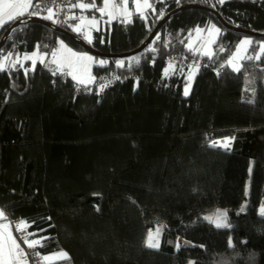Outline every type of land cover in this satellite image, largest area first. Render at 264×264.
Returning a JSON list of instances; mask_svg holds the SVG:
<instances>
[{
  "label": "trees",
  "instance_id": "1",
  "mask_svg": "<svg viewBox=\"0 0 264 264\" xmlns=\"http://www.w3.org/2000/svg\"><path fill=\"white\" fill-rule=\"evenodd\" d=\"M82 1L99 8L103 0ZM149 3L130 22H108L89 43L120 54L138 47L179 5L204 7L172 11L131 55L90 53L107 61L92 66L94 76L113 68L123 75L98 93H75L77 82L66 73L19 61L36 47L48 52L57 39L87 51L66 34L28 21L27 13L0 26L1 38L21 20L0 46V209L8 220L30 223L41 253L66 251L68 259L57 264H264V214L258 212L264 206V55L257 54L264 0ZM211 8L259 34L225 27ZM69 21L56 25L75 33ZM209 24L219 28L211 55L190 50L189 33ZM243 36L250 41L237 71L227 59ZM173 52L204 59L187 96L184 74L162 72ZM133 57L139 63L128 70ZM120 60L124 68L115 66ZM220 136L230 137L227 148L211 146ZM218 206L227 208V227L205 219ZM156 223L164 227L158 249L145 243Z\"/></svg>",
  "mask_w": 264,
  "mask_h": 264
},
{
  "label": "snow or ice",
  "instance_id": "2",
  "mask_svg": "<svg viewBox=\"0 0 264 264\" xmlns=\"http://www.w3.org/2000/svg\"><path fill=\"white\" fill-rule=\"evenodd\" d=\"M221 3H223V0H220ZM4 7L6 9H19V11L17 12H13L11 14L8 15V20H13L15 19V17L17 15H23V13L25 11H27L30 8L36 7L38 8L39 5H33L31 0H27V2H22V3H9V4H5ZM72 8H79L81 10L83 9H96L97 11H99V13L101 14V17L107 15L109 17V21L111 22V19H115L116 15H114L115 13H118L119 15H123L126 17L125 22H130V17L132 15L131 12L128 11V0H123L122 4H110L109 0H103V6L97 8L95 3H90V4H85V3H79V4H72L71 5ZM136 10L139 11L141 5L139 3H136L135 5ZM143 7L145 8H150L151 5L146 3L143 5ZM109 9H112L111 11ZM48 11V16L46 17V19L52 20L55 13L53 12V10L51 8L47 9ZM69 19H77L75 16H71L69 17ZM82 19V18H81ZM7 21L0 19V26H2L4 23H6ZM53 22H55L53 20ZM93 24L96 23L95 18H93L92 21ZM75 31H81V28L79 26L75 27L74 29ZM199 31V29H198ZM217 32H219V29H216ZM157 39H159V37H157ZM249 43V41H243L242 44H247ZM61 47L63 48V44H61ZM188 47L191 50V45H188ZM151 51H155V49H150ZM261 50L262 52H264V46H261ZM70 51V50H69ZM207 55H211L210 53H205ZM36 53H33V56H35ZM52 55L55 57L56 56V52L54 51L52 53ZM72 57L75 58V61H88V62H92L93 58L90 56H86V55H81L78 56L76 53H71ZM33 56H25L24 59L25 60H31L33 66L35 65L36 61L35 59H33ZM8 57H5V60H7ZM251 59V57H250ZM256 59H259V56L256 57ZM72 60L66 61L65 64L61 65V64H57V68L56 70L53 72V74L55 75L56 73H63L64 72V68L67 67L69 69H71V71L67 72V75L72 76V79L75 80L78 84L80 85H89L91 83H94L96 81V78L91 76L90 73L88 74V76L85 77H81L76 75V72L78 70L79 65ZM133 61L135 63H139V58L138 57H133L131 58V60L128 62L127 68L128 70H131L132 68V63ZM18 62V61H17ZM41 63H44L43 58L40 59ZM53 63H57V61H53ZM100 65H105L107 64V61H98L96 62ZM232 62L229 61V64H231ZM116 66L118 68H124L125 67V61L120 60V61H116ZM169 68L173 69V71L175 70V65L173 64H169L168 66ZM198 65L196 66V69L198 70ZM223 67V65H222ZM5 70V65L0 63V71ZM85 71H87V67L85 66L84 68ZM235 70H239L238 68H236ZM27 72V69H26ZM164 75L167 76L168 75V69H165ZM194 73H190L187 77V80L189 81L188 86L185 87V91H184V95L187 96L189 94V88L191 86V80L193 78ZM114 80H120L121 77L120 76H115L113 77ZM112 81H109L107 84L105 83H101L99 85V91H103L105 87H107ZM212 147H216L217 143L214 142L212 145ZM223 147L227 148L228 147V143L224 142L222 144ZM99 210V209H97ZM262 212H264V209H262ZM221 216L223 217V219L226 221L227 219V212H224L221 214ZM205 219L209 220L210 223H215L216 227H227V224H222L219 220H213L210 217H205ZM0 220L5 221L4 223H0V264H28V260L29 257L32 255L35 256H40L39 252H35V253H29L28 251H26L25 248L21 247V244L26 245L27 249H36L38 246H42V242L39 239H28L26 237H30L35 235L34 233L31 232H27V229L31 226L29 222L21 220L18 223L15 224L14 228H15V232L17 233H26V236L23 237H17L15 235H13V226L8 222V218L6 213L3 210H0ZM161 229L157 228L156 229V233L155 236L153 234V232H149L148 233V237H147V241L146 244L148 247L150 248H156L158 249L160 247V241H159V233H160ZM231 243V242H230ZM180 248V243L178 242L176 245V249L177 251H179ZM41 259L43 261H51L53 259H68V254L66 252H59L54 254L53 256H43L41 257Z\"/></svg>",
  "mask_w": 264,
  "mask_h": 264
},
{
  "label": "crops",
  "instance_id": "3",
  "mask_svg": "<svg viewBox=\"0 0 264 264\" xmlns=\"http://www.w3.org/2000/svg\"><path fill=\"white\" fill-rule=\"evenodd\" d=\"M22 2H27V0H0V19H3L5 21H9L8 20V15L13 13V12L19 11V9H6L4 7L5 4H9V3L15 4V3H22ZM31 2H32V0H31ZM145 2L150 4L149 0H128V11L131 12V13L132 12H137L139 14H143L148 9V8L143 7ZM79 3L90 4V3L84 2L82 0H75L73 4H79ZM109 3L110 4H122L123 0H109ZM136 3H139L141 5L139 11L136 10V7H135ZM102 6H103V1H102L101 7ZM86 10L87 9L81 10L79 8H72L71 7L69 10H67L65 12L64 18L68 20L69 17L75 16L77 19H74V20L73 19H69V20H72L71 23L69 21V24L71 25V29L75 33H78L79 35H81V38H83L84 40L90 42L93 39V33L94 32H98L100 30H104V26H105V24L108 23L109 17L107 15L101 17V14H99V15L88 14L86 12ZM109 10L111 11L112 9H109ZM27 11H25L24 13H27ZM114 15H116L115 19H122V20L126 19L125 16L119 15L118 13L114 12ZM17 16H19V15H17ZM93 18H95V21H96L95 24L92 23ZM111 20H114V19H111ZM77 26H79L81 28V31H75L74 30L75 27H77ZM217 29H219V28L217 27ZM217 34H218V32H216V35ZM243 41H250V38L249 37H245L244 38V36H243L239 40V42H238V44H237L235 49H238V47L240 45H242L241 48H242L244 54L246 55V50H247V46H248L249 43L242 44ZM61 44H63V48L61 47ZM191 49L193 51H198V52L203 53L200 50V47H198L197 45H193L191 47ZM54 51L56 52V56L55 57L52 55V53ZM33 53H36V55L33 56ZM71 53H76L78 56H81V55L90 56V57L93 58V61L92 62L75 61V58L72 57ZM259 54H263L264 55V52H262V50L260 49L258 51V55ZM25 56H33V59H35V61H40V59L43 58L44 63H42V65L44 67H46L47 69L51 70V71H55L56 70L58 63L63 65V64H65L66 61H69V60L75 61L79 65L78 70L76 72V75L81 76V77H85V78L88 76L89 73H90L91 76L94 77V74L92 73V66L96 62L102 60V59H98V58L93 57L87 51L76 50V49H74L73 47L69 46L68 44H66L65 42H63L60 39H57L55 46L52 47V49L49 50L48 52L40 51L36 47L32 51H30L28 53H25V54H22V61L25 60L24 59ZM54 60L57 61V63H53ZM30 62H31L30 67H32V65H33L32 61L30 60ZM85 66L87 67V71L84 70ZM192 69L193 68H191V71L188 74L184 73L185 74L184 76L187 77L190 73H194V69L193 70ZM69 71H71V69H69L67 67L64 68V73L67 74V72H69ZM187 82L189 83V81H187ZM187 82H186V85L188 86ZM184 91L185 90L183 89V92ZM8 222L12 225V222H11L10 219L8 220ZM13 235H15L14 229H13ZM30 239H39V240H41V237H39V236L38 237H31ZM21 247L25 248V245L21 244ZM61 251L66 252L64 250L51 251V252L45 253L44 256H53L54 254L59 253ZM64 260H66V259H53L51 261H46V262H47V264H57L58 262L64 261Z\"/></svg>",
  "mask_w": 264,
  "mask_h": 264
},
{
  "label": "built area",
  "instance_id": "4",
  "mask_svg": "<svg viewBox=\"0 0 264 264\" xmlns=\"http://www.w3.org/2000/svg\"><path fill=\"white\" fill-rule=\"evenodd\" d=\"M33 5H39L38 8L33 7L28 9L27 11V16H39L44 19L48 16V11L47 9L51 8L53 12L55 13L54 17L52 20H49L50 22L57 24L64 16L66 10L73 4V0H34L32 2ZM53 20L55 22H53ZM204 59L202 55L200 54H187V53H178V52H173L165 56L163 60V65H162V72L164 75L165 69H168V75L167 76H174V77H179L181 76L188 68H193L196 69V66L198 65L199 67L203 64ZM175 65V70L169 68V64ZM116 66V62H115ZM198 67V68H199ZM222 69L219 68L216 70V72H221ZM120 76L121 79L123 78V75H121L119 72H117L114 68L109 69L108 71L105 72H100L96 76V81L94 83H91L87 86L85 85H80L76 84L74 86V92L75 93H80V92H87V93H98L101 92L99 91V85L101 83L107 84L109 81H112L107 87L104 89L108 88L110 85H112L116 80L113 79L115 76ZM165 76V75H164ZM24 220L22 218H14L11 219L14 233L15 235L19 237L26 236V233H17L15 232V224L18 223L19 221ZM26 221V220H24ZM27 232H30L29 229H27ZM30 239V237H26ZM26 251L29 253H35L39 252L40 256H35L32 255L29 257L28 264H47L46 261H43L41 257L44 256L43 253L40 252L38 247L36 249H27L25 245Z\"/></svg>",
  "mask_w": 264,
  "mask_h": 264
},
{
  "label": "rangeland",
  "instance_id": "5",
  "mask_svg": "<svg viewBox=\"0 0 264 264\" xmlns=\"http://www.w3.org/2000/svg\"><path fill=\"white\" fill-rule=\"evenodd\" d=\"M198 29H199V31H198ZM216 29H217V26L214 25V24H209L207 26H196V27H194L192 29V31L189 33V35H188V38H187V41H186V45L187 46L191 45V47L193 45H197L198 47H200V50L203 53H210L212 51V47H211L212 43H213V41H214V39L216 37V32H217ZM245 37H247V36H244V38ZM261 46H264V41L260 42L258 51L261 49ZM241 47H242V45H240L238 47V49H234V51L231 53V55L227 59L228 65L230 67H232L233 69H236V68H238L240 66V60L245 55ZM258 51H257V54H258ZM98 59H100V58H98ZM19 61H22V58H20ZM229 61H231L232 63L229 64ZM0 63L3 64V62H0ZM190 71H191V68H188L187 71H185L184 73L188 74ZM187 77H185L186 82L188 81ZM186 86L187 85L185 83L184 86H183L184 90H185ZM214 142H216L217 145H219L221 147H223L222 144L224 142H227L228 146H229L230 137L229 136L215 137V138L210 140L211 144H213ZM246 195H247V188H246ZM245 205H246V198L242 200V202H241V204H240L238 209L244 208ZM262 209H264V206H263V204H260V206L258 207V212L260 214H264V212H262ZM224 212H227V208L218 206V207H215L214 209H212L210 212L206 213V217H210L213 220H219L222 224H227L228 225V220L226 219V221H225L223 219V217L221 216V214L224 213ZM4 222L5 221L0 220V223H4ZM213 224L215 225V223H213ZM157 228L161 229V231L159 233V236H158L159 241H160V237H161V234H162V231H163L164 227H163V225L161 223H156L152 227L148 228V231H147V234H146V238H145V243L147 241L148 233L151 231V232H153V234L155 236ZM187 264H192V260H189Z\"/></svg>",
  "mask_w": 264,
  "mask_h": 264
},
{
  "label": "water",
  "instance_id": "6",
  "mask_svg": "<svg viewBox=\"0 0 264 264\" xmlns=\"http://www.w3.org/2000/svg\"><path fill=\"white\" fill-rule=\"evenodd\" d=\"M188 7H204L200 4H196V3H184L179 5L178 7H176L175 9H173L172 11H175L177 9H182V8H188ZM167 12L166 14H164L153 26L152 30L150 31V33L148 34V36L145 38V40L136 48L120 53V54H109V53H105L102 52L101 50L96 49L94 46H92V44H90L89 42H87L86 40H84L83 38L77 36L75 33L71 32L68 29H64L61 28L59 26H57L56 24L50 22L47 19H44L42 17L39 16H28L27 20L28 21H38L41 22L44 25L50 26L52 28H54L55 30H58L64 34H66L73 42H75L76 44L82 46L83 48H85L89 53L94 54V55H98V56H118V57H124V56H128L131 55L137 51H139L146 43L149 42V40L152 38V36L154 35V33L157 31V29L159 28V26L165 21V19L170 15V13L172 12ZM210 11L212 13L215 14V16L217 17V19L220 21V23L222 25H224L225 27L231 28L235 31L238 32H242L244 34H249V35H253V34H259L256 31H252L250 29L247 28H242V27H238V26H234L231 23L227 22L225 19H223L221 17V15L215 10V9H210ZM21 20L20 19H16L14 20L11 24H9V26L3 31L2 36L0 38V46L2 45L5 37L7 36V34L9 33V31L11 30V28L15 27L16 25L19 24ZM180 239V238H179Z\"/></svg>",
  "mask_w": 264,
  "mask_h": 264
}]
</instances>
